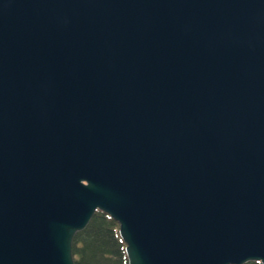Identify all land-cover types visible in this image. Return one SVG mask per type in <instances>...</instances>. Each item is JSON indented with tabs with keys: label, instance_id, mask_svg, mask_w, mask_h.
Listing matches in <instances>:
<instances>
[{
	"label": "water",
	"instance_id": "obj_1",
	"mask_svg": "<svg viewBox=\"0 0 264 264\" xmlns=\"http://www.w3.org/2000/svg\"><path fill=\"white\" fill-rule=\"evenodd\" d=\"M264 264V0H0V264Z\"/></svg>",
	"mask_w": 264,
	"mask_h": 264
},
{
	"label": "trees",
	"instance_id": "obj_2",
	"mask_svg": "<svg viewBox=\"0 0 264 264\" xmlns=\"http://www.w3.org/2000/svg\"><path fill=\"white\" fill-rule=\"evenodd\" d=\"M119 230V224L115 220L98 211L87 228L74 238L75 264H128L126 244Z\"/></svg>",
	"mask_w": 264,
	"mask_h": 264
}]
</instances>
